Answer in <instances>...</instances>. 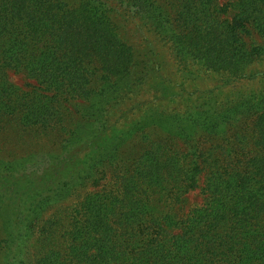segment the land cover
<instances>
[{
	"label": "trees",
	"instance_id": "16d2710c",
	"mask_svg": "<svg viewBox=\"0 0 264 264\" xmlns=\"http://www.w3.org/2000/svg\"><path fill=\"white\" fill-rule=\"evenodd\" d=\"M0 264H264V0H0Z\"/></svg>",
	"mask_w": 264,
	"mask_h": 264
},
{
	"label": "rangeland",
	"instance_id": "374dc122",
	"mask_svg": "<svg viewBox=\"0 0 264 264\" xmlns=\"http://www.w3.org/2000/svg\"><path fill=\"white\" fill-rule=\"evenodd\" d=\"M226 1H232V0H220V2L224 3ZM9 80L16 86L24 87L26 83L31 82L30 80L26 79V77L22 73H15V72H9L8 73ZM14 137H9V139L4 143L3 148L7 152L9 149H13L15 146L17 147L18 155L27 154L26 152L29 150L26 145H20L18 142H25V138H17L15 141H13ZM11 141L12 144L10 143ZM42 143H44L42 141ZM17 144V145H13ZM47 145L46 143H44ZM188 203L186 208H191L192 206L199 205L203 201V195L201 194L199 189H195L187 194Z\"/></svg>",
	"mask_w": 264,
	"mask_h": 264
}]
</instances>
